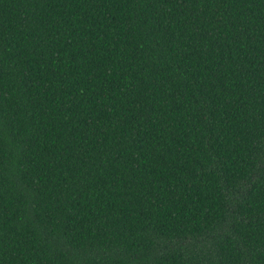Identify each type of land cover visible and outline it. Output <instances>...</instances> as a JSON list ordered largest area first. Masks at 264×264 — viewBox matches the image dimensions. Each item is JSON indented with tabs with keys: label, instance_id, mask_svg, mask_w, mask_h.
<instances>
[{
	"label": "trees",
	"instance_id": "16d2710c",
	"mask_svg": "<svg viewBox=\"0 0 264 264\" xmlns=\"http://www.w3.org/2000/svg\"><path fill=\"white\" fill-rule=\"evenodd\" d=\"M0 264H264V0H0Z\"/></svg>",
	"mask_w": 264,
	"mask_h": 264
}]
</instances>
